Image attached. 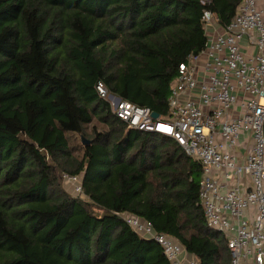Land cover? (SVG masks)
Segmentation results:
<instances>
[{"label": "trees", "instance_id": "trees-1", "mask_svg": "<svg viewBox=\"0 0 264 264\" xmlns=\"http://www.w3.org/2000/svg\"><path fill=\"white\" fill-rule=\"evenodd\" d=\"M241 2L0 0V264H169L124 215L199 264H231L200 204V163L129 129L96 87L168 116L179 66L205 49L203 12L226 28ZM95 119L107 130L88 132ZM65 176H82L80 197Z\"/></svg>", "mask_w": 264, "mask_h": 264}, {"label": "built area", "instance_id": "built-area-1", "mask_svg": "<svg viewBox=\"0 0 264 264\" xmlns=\"http://www.w3.org/2000/svg\"><path fill=\"white\" fill-rule=\"evenodd\" d=\"M204 6L210 0H201ZM264 0H242L223 28L203 12L205 49L179 66L169 115L111 96L96 87L112 113L129 129L174 140L202 166L200 204L206 223L227 240L231 264H264ZM81 196L82 177L65 176ZM123 220L141 238L154 241L169 264L185 260L175 239L134 216Z\"/></svg>", "mask_w": 264, "mask_h": 264}, {"label": "rangeland", "instance_id": "rangeland-1", "mask_svg": "<svg viewBox=\"0 0 264 264\" xmlns=\"http://www.w3.org/2000/svg\"><path fill=\"white\" fill-rule=\"evenodd\" d=\"M93 127H97V128L99 129V131L107 130V128H106L104 125H101L100 123H98V121H97L96 119L93 121V123H92L90 126H88V132L91 133V130H92ZM76 141L80 142V138H79V140H78V138H77ZM78 142H76V144H78ZM80 143H81V142H80ZM64 178H65V177H64ZM62 184H63V188H64V190H65L68 194H70V195L73 196V197H80L79 195H77V194L74 192V187L72 186V184H71L68 180L64 179Z\"/></svg>", "mask_w": 264, "mask_h": 264}, {"label": "crops", "instance_id": "crops-1", "mask_svg": "<svg viewBox=\"0 0 264 264\" xmlns=\"http://www.w3.org/2000/svg\"><path fill=\"white\" fill-rule=\"evenodd\" d=\"M262 4L264 5V2H262ZM177 241V240H176ZM178 242V241H177ZM179 243V242H178ZM184 258L185 260H197L193 255L185 252V255H184Z\"/></svg>", "mask_w": 264, "mask_h": 264}, {"label": "water", "instance_id": "water-1", "mask_svg": "<svg viewBox=\"0 0 264 264\" xmlns=\"http://www.w3.org/2000/svg\"><path fill=\"white\" fill-rule=\"evenodd\" d=\"M153 118H154V119H158V118H159V115L156 114V113H153ZM83 143H84L85 145H89V144H90V142L87 141L86 139H83Z\"/></svg>", "mask_w": 264, "mask_h": 264}, {"label": "clouds", "instance_id": "clouds-1", "mask_svg": "<svg viewBox=\"0 0 264 264\" xmlns=\"http://www.w3.org/2000/svg\"><path fill=\"white\" fill-rule=\"evenodd\" d=\"M82 177V176H81Z\"/></svg>", "mask_w": 264, "mask_h": 264}]
</instances>
